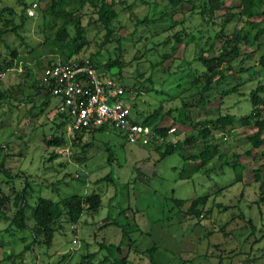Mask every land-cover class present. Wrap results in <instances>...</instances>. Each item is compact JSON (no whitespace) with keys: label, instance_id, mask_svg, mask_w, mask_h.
I'll list each match as a JSON object with an SVG mask.
<instances>
[{"label":"rangeland","instance_id":"rangeland-1","mask_svg":"<svg viewBox=\"0 0 264 264\" xmlns=\"http://www.w3.org/2000/svg\"><path fill=\"white\" fill-rule=\"evenodd\" d=\"M35 1L39 11L46 10L49 0ZM116 1L118 4L114 9L118 15L109 27L113 32L107 42V32L97 22L91 7L87 9L88 13H93L91 17L84 16L78 25L69 23L70 38L63 44L54 42L60 26L48 24L50 17L46 15L43 19L37 8L33 16L26 12L30 21L19 29V37L10 32L0 39V62L11 58V49H16L15 61L18 62L16 69L0 72V91L6 96L0 108V160L5 158L9 170L29 175L30 202L40 194L55 202L70 195L86 197L92 193L100 198L97 211L85 210L75 225L68 222L54 224V229L58 224L61 227L57 228L51 242H35L30 250L28 245L33 242L30 230L35 225L31 210L25 211V230H17L12 224L15 195L23 188L24 178L20 176L11 182L0 175L2 191L10 199L0 214V264H216L219 257L224 264H264V206L260 218L251 202L256 174L264 181V144L253 149L245 146L242 140L245 135L255 132L253 128L238 127L233 139L231 135L218 133L223 142L214 159V172L222 176L214 172L200 175L195 172L200 161L193 158L203 147L200 141L161 159L162 149L157 151L159 146L130 144L125 133L115 127L84 132L71 139L65 131L66 122L53 109L60 103L56 98L49 99L43 112L37 113L45 97L35 95L33 80L26 71L32 69L38 79L41 74L35 70L37 61L52 64L67 58H92L100 73L123 86L142 82L141 94L129 98V104L135 103L134 108L142 111L141 120L156 110L149 126L180 130L173 142L181 143L192 133L173 122L174 110L191 111L194 113L192 118L206 115L214 118L220 112L236 113L239 118L247 111L248 103L241 112L232 105L249 102V92L258 88L257 83L262 79L260 71L250 69L236 74L233 79H227L228 87L223 81L214 83L204 99L209 104L202 109L191 84L193 73L199 69L192 45L186 44V38H183L175 54L165 58L172 53V44L164 43L166 38L184 28L194 33L196 24L202 29L198 16L190 15V7L180 5L174 16L178 22L184 17L183 24L179 22L172 30L160 26L151 36V31L156 28L153 25L136 26V16L139 19L160 17L169 8L167 0ZM124 1L132 9H126ZM240 1L224 0V3L227 7H238ZM9 5L15 6L16 0H0V7ZM16 7L19 13L20 7ZM13 19L19 23L18 16ZM93 20L95 22L91 23ZM253 20L264 24L262 18ZM75 38L78 39L76 44L80 45L79 55L73 54ZM200 44L203 45V41ZM255 48L244 47L243 55L253 53ZM254 55L257 58L259 54ZM109 58H119L125 63L121 78H118L117 67L107 69L103 66ZM140 74L145 78L151 76L152 85L141 81L144 77L139 82L137 76ZM236 86H240V94L221 97L225 89ZM33 100L34 105L30 102ZM54 137H62L66 142L47 145ZM54 152H60V157L50 162L48 159ZM77 156L81 159H75ZM223 161L227 164L223 165ZM52 163L55 167L59 163L65 166L53 171ZM232 165L242 166L239 168L242 183L238 185L245 188V193H242L244 201L241 204L237 199L242 189L232 185L237 180ZM54 181L55 187L50 186ZM199 197L206 198L204 207L197 204L194 208L204 220L200 225L194 224L188 211ZM249 205L251 208H247ZM249 221L255 224L254 233ZM123 231L129 232L127 236ZM222 234L227 237V246H224ZM228 252L231 254L226 258ZM248 259L252 261L247 262Z\"/></svg>","mask_w":264,"mask_h":264},{"label":"trees","instance_id":"trees-1","mask_svg":"<svg viewBox=\"0 0 264 264\" xmlns=\"http://www.w3.org/2000/svg\"><path fill=\"white\" fill-rule=\"evenodd\" d=\"M167 2L169 4V8L166 12L162 13L161 16L159 14L160 17L156 16L155 18L151 19L147 18L146 16L142 19H139L136 16V26L153 25L156 29L151 31V36L157 33V30L160 28V26L165 25L166 30H172L179 22L180 25L183 24L184 17H182L178 22L175 21L174 16H176L179 6L184 4L190 7L189 12L191 16H198L199 24H201L202 29H198L197 24L195 25L196 30L194 33L187 32L185 28L181 29V32L166 38L164 43L172 44V53L166 55L165 58L175 54L176 47L182 42L183 38H186V44L192 45L194 55L199 61V69H196L193 73L191 84L195 87L196 95L198 96L200 102V108L205 109L209 104V101L206 100L204 102V99L206 97V92L214 83L218 84L219 82L223 81L224 85L228 87L229 84L227 79H233L236 74L246 73V71L250 69H255L257 72L260 71L259 74L262 75V79H260L261 81L257 83L259 84V87L253 89L248 94L249 102H236L232 105V107L236 108L238 112H241L244 111L243 107H246V103L249 104L248 108L246 107L247 111L241 117L238 118L236 113L231 114L229 112H220L219 114L215 115L214 118L208 117L207 115L204 118H200V116H194V118H192L194 113L191 111L185 113L174 110L172 113L175 112L176 114H173V122L190 129L192 133L181 143L179 141L177 142L176 140L173 143L170 142L163 145L151 144L159 146L157 147V151L162 149L159 153L162 159L186 147H193L198 141H200L203 147L199 150L198 154L193 157L200 161V165L195 168V172L199 173L200 175H209L215 170L216 162L214 159L218 155V148L223 142L217 135L218 133H223L226 136L231 135L233 139L236 136L234 134L238 127L243 129L253 128L255 130L253 134L242 137L243 144L253 149H258L264 144V24H259L257 21L253 20L255 18H262V20H264V0H241L238 7H227L224 3V0H167ZM33 4L37 5V2L35 0H16L15 6L9 5L0 7V39H3V37L10 32L19 37V29H21L25 23L28 22V20L30 21V18L26 15V12L27 9ZM88 4H90L89 7H87ZM116 4H118V1L116 0H110V2H108V0H49L46 5V10L39 11L38 7L36 8L43 19L46 17V15L50 17L48 24L50 23L51 26L54 27L60 26L55 33L54 42L57 44H63L70 38L67 30L69 23L73 22L75 25H78L80 19L84 16L91 17L93 13L90 11L89 13L87 12V9L91 7L93 12L97 15L95 17L97 18V22L102 25V27L107 32L105 35V41L107 42L109 41L108 38L113 32L109 27L112 26V21L116 19L118 15L114 9ZM155 4L157 3L155 2ZM16 6L20 7L19 13L16 11ZM124 6L126 9H129L131 5L127 2L125 3L124 1ZM15 16L19 17V23L14 21L13 17ZM94 22L95 21L93 20L91 23ZM161 22L165 24H161ZM212 32H214V35H212ZM206 33L208 36L206 38H202V35ZM148 39L149 37L146 40ZM77 40L78 39L76 38L73 39V54L75 55H79L80 53V45L76 44ZM200 41H203V45L200 44ZM253 46L256 47V51L254 50L252 51L253 53L243 55L242 50L244 47L246 48ZM205 47L207 48L204 49ZM256 52L259 54L257 58H255L254 55ZM15 60H17V51L16 49H11V58L8 60L4 59L0 62V72L2 73L6 70L16 69L18 67V62ZM93 60L92 58H75L73 60L67 58L58 62L63 64L74 62L81 65L84 64L85 61H89L91 66H93L95 69H98ZM58 62L52 64H56ZM52 64L50 62L44 64L42 61H37L35 63V70H37L38 75L42 74L44 70L50 67ZM124 64L125 63L121 62L119 58H109L106 64L103 66L107 69L117 67L119 69L118 78H121V70L123 69ZM162 72L164 73L165 71L162 70ZM26 74L30 79L33 80L32 88L35 92V95H41L45 97L44 103L41 104V107L39 110H37V113H42L44 107L49 103V99L51 100L52 98L49 91L50 87L40 84L41 82L39 81V78L36 79L32 69L27 70ZM143 77L144 74L138 75V81L140 82L141 78L143 79ZM141 81H146L151 85L153 83L151 76H148L147 78L144 77V79ZM124 87L128 91L129 99L141 94L140 91L142 89V82H133L131 86ZM239 87L240 86H236L231 89H225L221 97L224 98L232 94H240L238 93ZM5 97V93L0 91V108L3 105V100ZM30 102H32L33 105L36 103L34 100ZM133 104L132 116L134 121L142 125H148L150 120L154 117L156 110L149 113V115H145L141 120L140 116L143 113L138 109L136 110L134 108L135 103ZM54 108L56 109L58 117L66 122L64 116L59 114L58 107L55 105L53 106V109ZM169 128L170 127L155 126L154 130L162 137H165ZM105 129L106 127H101L92 131L100 132ZM32 130L35 129L32 128ZM179 134L180 130H177L175 136ZM232 139L231 141H233ZM65 142L66 141L62 137H54L51 141L47 142V145H63ZM138 146L149 147V144ZM6 148L7 150L11 149L10 145H8ZM59 153L60 152L51 153V157L48 160L52 162L53 159L59 158ZM246 154L248 155L250 152H247ZM111 158L112 156L109 155L110 160ZM75 159L80 160L81 158L77 156ZM222 164L224 165L227 163L223 161ZM59 166L65 165L64 163H59L56 165V167ZM50 167L53 171L56 170V167L53 163ZM232 167L237 175V180L232 182V185L237 189H242L240 196L237 199L241 204L244 201L241 197L242 193H245V188L241 187V185H238V183H240L242 180L241 172H239V168H242V166L232 165ZM214 174L217 176H222L221 173L214 172ZM0 175H3L5 179L10 180L11 182L15 180L14 178H18L20 176H23L24 178L23 188L15 195L13 205L16 210L12 219V224L17 230H25V211L27 209L31 210V216L35 221V225L30 230L33 237L32 244L28 245V248H31L30 250H32L33 244L35 242L41 244L51 242L57 228L61 227V225L58 224V227L54 229L52 228L54 224L68 222L71 225H75L78 223L85 210L97 211L100 206L99 196L93 193L86 197L80 195H70L59 199L56 202L50 198L43 197L40 194L37 196L35 201L30 202L29 193L32 189V186L29 175L25 174L24 172H22V175L17 174L16 172L9 170L5 166V158L0 160ZM77 176L78 175H76V177ZM252 184L254 187V199L251 202L254 203V207L258 210L261 218L263 215L261 209L262 206H264V181L259 179V174H256L255 180ZM50 186L55 187V181L50 184ZM52 191L54 192V190H51V192ZM9 200V197L4 194L0 185V214L4 212L5 209L3 206L5 203H8ZM197 204H200L202 207H204L206 205V198L202 199L199 197V199H196L192 202V205L188 209L190 216L194 219V224L200 225L202 222H204V220L203 218H199V213L195 212L194 210ZM249 207L251 208L250 205L247 208ZM237 208L240 209L239 205ZM225 209H227V207H225ZM249 224L252 233H254L255 224L251 221H249ZM105 226H108L107 223ZM126 231H123L124 236H127L129 233ZM223 237L225 238L224 246H227V237L226 235H223ZM259 240L260 239H257L256 241ZM116 249L118 250L119 246H117ZM234 252L238 254L241 251ZM230 254L231 253L228 252L226 258H228ZM250 261H252V259L247 260V262ZM224 263L225 261L222 258H217L216 264Z\"/></svg>","mask_w":264,"mask_h":264},{"label":"built area","instance_id":"built-area-1","mask_svg":"<svg viewBox=\"0 0 264 264\" xmlns=\"http://www.w3.org/2000/svg\"><path fill=\"white\" fill-rule=\"evenodd\" d=\"M36 4L27 14L36 13ZM40 84L50 87V96L60 101L58 112L66 121L70 138L81 132L101 127H115L125 133L128 143L134 145L173 143L177 129L171 127L162 137L154 127L134 121L128 91L117 80L100 73L85 61L84 64L56 63L40 75Z\"/></svg>","mask_w":264,"mask_h":264},{"label":"clouds","instance_id":"clouds-1","mask_svg":"<svg viewBox=\"0 0 264 264\" xmlns=\"http://www.w3.org/2000/svg\"><path fill=\"white\" fill-rule=\"evenodd\" d=\"M65 129H66V126H65ZM82 133H84V132H82ZM82 133H78V134H76L75 136H77V135H79V134H82ZM74 138V137H73ZM73 138H71V139H73Z\"/></svg>","mask_w":264,"mask_h":264}]
</instances>
